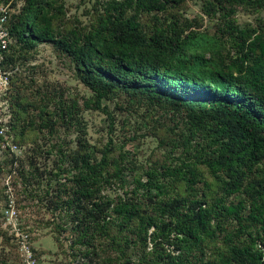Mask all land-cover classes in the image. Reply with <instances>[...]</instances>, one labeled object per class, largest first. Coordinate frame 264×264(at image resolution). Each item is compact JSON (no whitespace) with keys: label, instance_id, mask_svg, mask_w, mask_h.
<instances>
[{"label":"trees","instance_id":"1","mask_svg":"<svg viewBox=\"0 0 264 264\" xmlns=\"http://www.w3.org/2000/svg\"><path fill=\"white\" fill-rule=\"evenodd\" d=\"M51 1L25 0L18 13L7 12L4 67L13 41H55L91 92L85 107L106 116L109 136L99 154L83 142L73 152L58 148L49 171L30 163L33 174H47L43 205L67 216L57 227L69 232L70 255L123 264H264V21L240 26L228 13L234 5L262 8L264 0H204L202 11L222 19L212 39L195 21L168 18L180 0H105L89 30L57 39ZM142 13H151V30ZM116 90L152 107L164 132L165 148L152 150L142 174L134 166L132 184L126 155L109 156L116 118L105 100Z\"/></svg>","mask_w":264,"mask_h":264},{"label":"rangeland","instance_id":"2","mask_svg":"<svg viewBox=\"0 0 264 264\" xmlns=\"http://www.w3.org/2000/svg\"><path fill=\"white\" fill-rule=\"evenodd\" d=\"M0 1L9 16L25 4V0ZM104 1L52 0V26L57 39L69 38L73 30H89ZM203 2L180 0L166 14L168 18L195 21L196 30L212 39L218 34L222 19L204 13ZM228 13L240 26H256L264 21V7L234 5ZM139 19L146 31L151 30V13H142ZM11 48L12 60L5 66L11 82L6 90H0V264H123L107 263L103 256L88 261V257L70 255L69 232L63 230L58 234L67 216L58 210L53 213L43 205L40 195L45 191L47 174L39 177L30 166L32 161L39 171H49L58 148L73 152L83 142L99 154L109 136L105 114L85 107L91 92L55 41H42L31 47L13 41ZM105 102L116 118L115 129L110 133L113 149L109 156L116 158L121 152L126 155L124 161L131 169L126 171L125 179L132 184L134 166L142 174V166H147L152 150L165 148L166 145L159 144L164 132L157 127L154 109L143 101L130 99L116 90ZM152 127L157 129L153 131ZM49 150L52 152L47 154ZM56 177L52 176L50 184L55 183ZM59 178L63 180L64 175L60 173ZM211 190H217L213 182ZM238 197L232 195L229 199ZM221 244L220 240L216 242ZM214 245L207 244L208 252L214 251Z\"/></svg>","mask_w":264,"mask_h":264},{"label":"built area","instance_id":"3","mask_svg":"<svg viewBox=\"0 0 264 264\" xmlns=\"http://www.w3.org/2000/svg\"><path fill=\"white\" fill-rule=\"evenodd\" d=\"M7 20V8L0 4V90H6L10 84V72L4 67L5 53L10 42L8 29L5 25ZM2 129H0V132Z\"/></svg>","mask_w":264,"mask_h":264}]
</instances>
